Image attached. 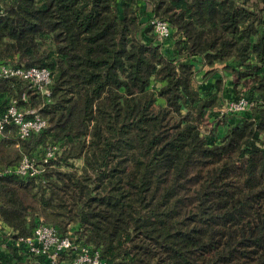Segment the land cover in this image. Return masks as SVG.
<instances>
[{"label":"trees","instance_id":"obj_1","mask_svg":"<svg viewBox=\"0 0 264 264\" xmlns=\"http://www.w3.org/2000/svg\"><path fill=\"white\" fill-rule=\"evenodd\" d=\"M0 63L50 72L48 96L0 77V114L46 119L0 137V170L40 169L0 176V264L44 263L14 243L39 222L104 264H264V0H0Z\"/></svg>","mask_w":264,"mask_h":264},{"label":"built area","instance_id":"obj_2","mask_svg":"<svg viewBox=\"0 0 264 264\" xmlns=\"http://www.w3.org/2000/svg\"><path fill=\"white\" fill-rule=\"evenodd\" d=\"M151 24L154 33L159 41H163L169 36L171 29L167 22L151 17ZM0 77L18 78L25 80L37 92L44 96L49 95L48 84L50 82V72L47 68L14 66L11 64L0 63ZM251 102L240 97L237 100L230 101L221 109V113L240 112L246 110ZM46 119L31 107H19L16 101L11 100L5 111L0 114V137L5 125L14 123L17 126V133L20 138H25L31 132H37L44 127ZM55 145L47 148L43 163L52 157ZM14 172L19 175H37L40 169L34 164L33 159L24 157L15 168H6L0 170V176ZM1 227V224H0ZM8 231L0 228V235H8ZM7 241L0 240V253L7 251ZM15 246H23L26 253L32 256H43L42 264H104L98 250L93 249L90 245L77 240L72 229L65 233H59L53 226L39 222L35 225L29 235L18 236L15 239ZM37 259H31L28 264H36Z\"/></svg>","mask_w":264,"mask_h":264},{"label":"rangeland","instance_id":"obj_3","mask_svg":"<svg viewBox=\"0 0 264 264\" xmlns=\"http://www.w3.org/2000/svg\"><path fill=\"white\" fill-rule=\"evenodd\" d=\"M166 47H168V46H165V48ZM164 48V49H165ZM202 81H203V76H202V73L201 72H198V75H197V79H196V82H195V85H196V87L200 90V92L202 93V95L203 96H205V94H206V90H207V87H204V84H202ZM154 84H152V86H153ZM155 86V85H154ZM153 86V87H154ZM198 86H200V87H198ZM216 95L219 97L218 99H219V102L221 103V105H220V107L219 108H216V110L218 111V110H220L221 111V109L222 108H224L226 105H227V103H229L230 102V100L228 101V92L226 91V94L224 95V94H222V92H217L216 91ZM203 130H205V129H203ZM204 132H206V131H204ZM206 133H208V132H206ZM220 132H218V134H219ZM218 138H216V137H214V136H212V137H210V139H209V142L211 143V142H213V141H215V140H217ZM76 164H80V162L78 161V160H76Z\"/></svg>","mask_w":264,"mask_h":264}]
</instances>
